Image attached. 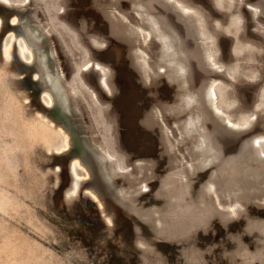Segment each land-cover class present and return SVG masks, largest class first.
Wrapping results in <instances>:
<instances>
[{"label":"rangeland","instance_id":"obj_1","mask_svg":"<svg viewBox=\"0 0 264 264\" xmlns=\"http://www.w3.org/2000/svg\"><path fill=\"white\" fill-rule=\"evenodd\" d=\"M0 264H264V0H0Z\"/></svg>","mask_w":264,"mask_h":264},{"label":"snow or ice","instance_id":"obj_2","mask_svg":"<svg viewBox=\"0 0 264 264\" xmlns=\"http://www.w3.org/2000/svg\"><path fill=\"white\" fill-rule=\"evenodd\" d=\"M0 40H2V38H0Z\"/></svg>","mask_w":264,"mask_h":264}]
</instances>
